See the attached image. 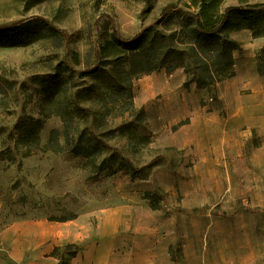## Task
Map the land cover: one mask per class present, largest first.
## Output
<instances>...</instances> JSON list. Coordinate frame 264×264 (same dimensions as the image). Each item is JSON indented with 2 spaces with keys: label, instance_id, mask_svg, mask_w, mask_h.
<instances>
[{
  "label": "rangeland",
  "instance_id": "rangeland-1",
  "mask_svg": "<svg viewBox=\"0 0 264 264\" xmlns=\"http://www.w3.org/2000/svg\"><path fill=\"white\" fill-rule=\"evenodd\" d=\"M184 1L0 0V27L52 29L0 45V228L87 216L100 229L106 210L121 207L107 264H264L260 141L244 137L238 147L226 138L212 154L172 146V137L185 139L192 103L215 97L214 87L196 91L182 68L163 67L132 79L130 103H114L109 81L83 74L99 65V47L113 34L131 39ZM252 43L257 61L264 36ZM256 78L236 97L264 98L250 92L264 89V76ZM115 155L131 167L114 170Z\"/></svg>",
  "mask_w": 264,
  "mask_h": 264
},
{
  "label": "trees",
  "instance_id": "trees-1",
  "mask_svg": "<svg viewBox=\"0 0 264 264\" xmlns=\"http://www.w3.org/2000/svg\"><path fill=\"white\" fill-rule=\"evenodd\" d=\"M224 1L187 0L180 5L170 4L154 24L143 28L133 38L123 40L113 34L99 47V65L83 74L109 81L114 103L122 98H125L123 102L130 103L132 79L163 67L169 72L182 68L185 86L194 83L197 88L214 87L234 74L233 51L239 44L229 33L245 28L254 38L264 36L263 2L236 0L237 5L223 7ZM42 26L33 27L27 21L0 27V45L20 46L36 36H47L44 29H52ZM257 59L258 74L264 76V48L260 49ZM83 92L84 89L78 90V98ZM96 96L104 98L102 93ZM38 123L32 122L28 128L36 129ZM115 156L118 161L114 170L131 167L127 159ZM79 250L78 244L67 243L54 247L51 255L58 258V264H68L67 260L70 262Z\"/></svg>",
  "mask_w": 264,
  "mask_h": 264
},
{
  "label": "crops",
  "instance_id": "crops-1",
  "mask_svg": "<svg viewBox=\"0 0 264 264\" xmlns=\"http://www.w3.org/2000/svg\"><path fill=\"white\" fill-rule=\"evenodd\" d=\"M249 34V39L236 36L242 50L233 52L234 74L216 83L215 97L209 96L203 102L198 99L192 103L191 111L187 112L189 120L185 131H182L185 139L172 137V146L201 147L204 154H212L221 152L227 144L226 138L232 139L234 146L242 147V138L254 137L264 150V98L236 97L241 84L251 87L256 77L260 78L255 54L251 51L256 44L252 43L255 38H252L251 32ZM194 90L199 91L196 85ZM227 92L232 95L229 99L225 97ZM250 92H264V89L252 87ZM121 209L108 208L103 214V221L108 214L115 217L116 222ZM103 221L100 229L94 227L87 216L68 222L42 218L9 223L0 228V264H57L51 251L67 243L83 245L70 264H95V256L100 249L106 252L102 264H107L115 227L107 229Z\"/></svg>",
  "mask_w": 264,
  "mask_h": 264
},
{
  "label": "bare ground",
  "instance_id": "bare-ground-1",
  "mask_svg": "<svg viewBox=\"0 0 264 264\" xmlns=\"http://www.w3.org/2000/svg\"><path fill=\"white\" fill-rule=\"evenodd\" d=\"M103 222L106 223L107 229H110L111 227L113 228L115 227V217H111L108 214H105V218ZM105 257H106V252L100 249L95 256V264H102Z\"/></svg>",
  "mask_w": 264,
  "mask_h": 264
}]
</instances>
